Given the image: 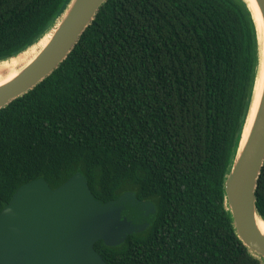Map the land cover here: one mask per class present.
Returning <instances> with one entry per match:
<instances>
[{
    "label": "trees",
    "instance_id": "16d2710c",
    "mask_svg": "<svg viewBox=\"0 0 264 264\" xmlns=\"http://www.w3.org/2000/svg\"><path fill=\"white\" fill-rule=\"evenodd\" d=\"M69 0H0V61L34 44ZM256 34L241 0H106L63 63L0 109V212L36 179L82 173L153 223L107 264H262L236 237L223 183L249 104ZM264 219V165L256 188Z\"/></svg>",
    "mask_w": 264,
    "mask_h": 264
},
{
    "label": "water",
    "instance_id": "95a60500",
    "mask_svg": "<svg viewBox=\"0 0 264 264\" xmlns=\"http://www.w3.org/2000/svg\"><path fill=\"white\" fill-rule=\"evenodd\" d=\"M241 1L255 28L256 66L245 119L223 183L224 208L236 237L264 264V234L257 225L264 219L256 197L264 165V0ZM105 2L69 0L47 30L52 29L47 43L0 85V109L30 92L63 63ZM155 217V205L132 192L107 203L100 201L80 172L54 190L44 179H36L20 186L0 212V264H107L94 250L97 241L117 246L128 235L147 229Z\"/></svg>",
    "mask_w": 264,
    "mask_h": 264
},
{
    "label": "bare ground",
    "instance_id": "6f19581e",
    "mask_svg": "<svg viewBox=\"0 0 264 264\" xmlns=\"http://www.w3.org/2000/svg\"><path fill=\"white\" fill-rule=\"evenodd\" d=\"M51 30L47 31L36 44L32 45L26 51L16 57L0 62V85L14 77L20 68L31 61L38 50L47 43ZM257 225L259 230L264 234V222L258 221Z\"/></svg>",
    "mask_w": 264,
    "mask_h": 264
}]
</instances>
